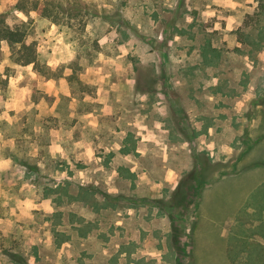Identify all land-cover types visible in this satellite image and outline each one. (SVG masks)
Masks as SVG:
<instances>
[{
	"label": "rangeland",
	"instance_id": "1",
	"mask_svg": "<svg viewBox=\"0 0 264 264\" xmlns=\"http://www.w3.org/2000/svg\"><path fill=\"white\" fill-rule=\"evenodd\" d=\"M19 1L39 64L0 42V264H264V0ZM185 133L221 190L171 223Z\"/></svg>",
	"mask_w": 264,
	"mask_h": 264
},
{
	"label": "trees",
	"instance_id": "2",
	"mask_svg": "<svg viewBox=\"0 0 264 264\" xmlns=\"http://www.w3.org/2000/svg\"><path fill=\"white\" fill-rule=\"evenodd\" d=\"M57 7V6H56ZM56 7H50L49 4L41 3L39 0H20L14 7L16 11H35L44 18L50 19L53 23H57L60 19V10ZM59 8V6H58ZM64 12V11H63ZM4 13H0V42L5 40L12 49V60L21 66H37L39 64V55L36 51L34 43H27V32L22 24L7 25L4 23ZM220 165L211 163L204 156H198L197 164L194 168L186 173L178 182L175 189L167 200H157L160 204V211L169 209L165 212L171 223H174L172 211L183 213L189 210L190 205H195L192 200L197 198L201 190L207 185L211 179L215 177ZM80 191H87V188L80 187ZM106 199V197H105ZM162 204V205H161ZM194 210V209H193ZM192 211V210H191ZM192 215V214H191ZM170 223V224H171ZM173 227L174 225L171 224ZM174 228V227H173ZM175 229V228H174ZM17 262V260H16ZM18 263V262H17ZM18 264H21L20 262Z\"/></svg>",
	"mask_w": 264,
	"mask_h": 264
},
{
	"label": "crops",
	"instance_id": "3",
	"mask_svg": "<svg viewBox=\"0 0 264 264\" xmlns=\"http://www.w3.org/2000/svg\"><path fill=\"white\" fill-rule=\"evenodd\" d=\"M17 100L18 99H16V102H17ZM10 104H12V103H10ZM29 104V103H28ZM40 104H41V102H40ZM39 104V105H40ZM176 134L177 135H179V136H182V134H181V131L178 129H176ZM185 137V138H184ZM184 139H183V141H184V143H185V147H189V148H184V149H186V151L188 150V152H189V155L191 156V159H192V161H193V163H192V165L189 167V168H187V171H186V173H188L189 171H191L193 168H194V166H196V164H197V159H198V156L200 157V156H204L206 159H208L209 160V162H211V163H217V160L216 159H213L212 158V155H213V151H214V148L213 147H210V146H208V147H201V146H199V147H193L192 145H191V143H190V138L188 137V134H186L185 133V135H184ZM211 152H212V154H211ZM174 168H171V167H167L166 168V171H165V175H164V180L165 181H168L169 183H171L172 185H173V183L175 184V181H176V179L175 180H173L172 178H171V173L172 174H174L175 173V171L173 170ZM171 175V176H170ZM176 175V174H175ZM216 177H214L213 179H211V181H209L208 183H207V185H205V187L203 188L204 189V191L202 192V196H203V201H204V199H206L205 198V195H204V193L205 192H208V194H209V196H210V201H213L215 198H216V193H217V191L218 190H221V187L219 186V188L218 187H216V184H217V182L219 181V179H215ZM181 179V178H180ZM154 183H156V182H161V180H152ZM178 182H179V180H178ZM178 182H177V184H178ZM162 183V182H161ZM177 184L174 186V187H171L172 189L169 191V194L175 189V187L177 186ZM219 185H220V183H219ZM169 196V195H168ZM1 197V196H0ZM200 197V196H199ZM198 197V198H199ZM222 196L221 195H219V198H221ZM167 198H169V197H167ZM200 199V201H201V197L199 198ZM198 199V200H199ZM197 199H196V201H198ZM205 202V201H204ZM231 205H232V202H231ZM230 205V206H231ZM237 208L238 207H236L235 208V210H233V209H231V212H233V213H237L236 211H237ZM169 232H170V226H169ZM221 236H222V234H220Z\"/></svg>",
	"mask_w": 264,
	"mask_h": 264
}]
</instances>
